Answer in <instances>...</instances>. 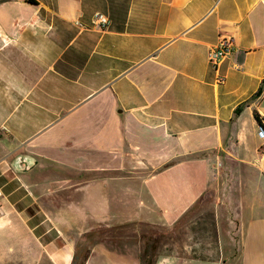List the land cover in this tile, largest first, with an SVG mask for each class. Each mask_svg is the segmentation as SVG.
<instances>
[{
  "label": "crops",
  "instance_id": "crops-1",
  "mask_svg": "<svg viewBox=\"0 0 264 264\" xmlns=\"http://www.w3.org/2000/svg\"><path fill=\"white\" fill-rule=\"evenodd\" d=\"M222 37L234 48L214 70ZM255 113L264 121V0H0L7 252L148 264L143 233L210 210L214 259L171 251L151 264H264ZM20 158L30 170L15 171Z\"/></svg>",
  "mask_w": 264,
  "mask_h": 264
},
{
  "label": "rangeland",
  "instance_id": "rangeland-1",
  "mask_svg": "<svg viewBox=\"0 0 264 264\" xmlns=\"http://www.w3.org/2000/svg\"><path fill=\"white\" fill-rule=\"evenodd\" d=\"M83 225L86 224L84 223ZM79 228L81 227L79 226ZM141 242L142 245L146 244L149 247H154V256L159 253H170L171 251H175L179 255H182V252L186 250L190 252V255L214 259L215 253H217L215 230L210 210L203 212L192 222L180 226L173 233L171 232L168 235L159 232L143 233ZM172 243L177 245L172 248ZM9 244H11V241L7 232H1L0 247L2 248L0 249L6 257L3 259L0 258V264H19L14 258V256H16V250H13L12 253L7 252L6 247ZM187 245L194 246L192 248H187L185 247ZM30 250L32 251L33 249Z\"/></svg>",
  "mask_w": 264,
  "mask_h": 264
},
{
  "label": "built area",
  "instance_id": "built-area-1",
  "mask_svg": "<svg viewBox=\"0 0 264 264\" xmlns=\"http://www.w3.org/2000/svg\"><path fill=\"white\" fill-rule=\"evenodd\" d=\"M108 23L107 18L99 13L94 14L93 24L99 27H105ZM234 48L233 40L231 38L222 37L218 40L215 46H213L207 53V61L211 68L216 70L220 62L228 56ZM222 78L220 76L216 77V82L221 83ZM257 135L260 139H264V130L258 127ZM1 212V208H0Z\"/></svg>",
  "mask_w": 264,
  "mask_h": 264
},
{
  "label": "trees",
  "instance_id": "trees-1",
  "mask_svg": "<svg viewBox=\"0 0 264 264\" xmlns=\"http://www.w3.org/2000/svg\"><path fill=\"white\" fill-rule=\"evenodd\" d=\"M259 93H260V91H258L255 94V97H257L259 95ZM237 111H238V108L235 109V112H237ZM254 119L256 121L257 126L260 127V128H262L264 130V121L261 120L258 117V115H256V113L254 114ZM153 250H154V247H149L146 244H143V254L149 256V261L147 262L148 264H151L152 257H154Z\"/></svg>",
  "mask_w": 264,
  "mask_h": 264
},
{
  "label": "water",
  "instance_id": "water-1",
  "mask_svg": "<svg viewBox=\"0 0 264 264\" xmlns=\"http://www.w3.org/2000/svg\"><path fill=\"white\" fill-rule=\"evenodd\" d=\"M33 164H29L26 160L20 158L17 160L16 165L14 166L15 171L24 172L30 170Z\"/></svg>",
  "mask_w": 264,
  "mask_h": 264
}]
</instances>
